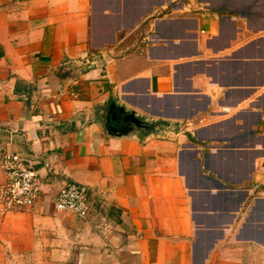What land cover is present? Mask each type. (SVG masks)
<instances>
[{"label":"crops","instance_id":"crops-1","mask_svg":"<svg viewBox=\"0 0 264 264\" xmlns=\"http://www.w3.org/2000/svg\"><path fill=\"white\" fill-rule=\"evenodd\" d=\"M111 102L178 130L111 136ZM6 152L44 193L0 207V264H239L264 249V0H0V184ZM68 182L87 218L55 208Z\"/></svg>","mask_w":264,"mask_h":264},{"label":"built area","instance_id":"built-area-1","mask_svg":"<svg viewBox=\"0 0 264 264\" xmlns=\"http://www.w3.org/2000/svg\"><path fill=\"white\" fill-rule=\"evenodd\" d=\"M196 8L199 12L206 10L202 6ZM175 128L172 123L158 125L155 127L156 135H170L176 131ZM2 164L6 174V181L0 184L2 210L33 206L44 193L41 174L25 158L13 152L4 153ZM53 203L58 211H69L80 218H87L90 212L89 188L83 183H65L59 188Z\"/></svg>","mask_w":264,"mask_h":264},{"label":"water","instance_id":"water-1","mask_svg":"<svg viewBox=\"0 0 264 264\" xmlns=\"http://www.w3.org/2000/svg\"><path fill=\"white\" fill-rule=\"evenodd\" d=\"M154 120L139 115L134 110H128L121 104L111 102L106 119L107 132L111 136L145 135L149 132L156 135Z\"/></svg>","mask_w":264,"mask_h":264},{"label":"rangeland","instance_id":"rangeland-1","mask_svg":"<svg viewBox=\"0 0 264 264\" xmlns=\"http://www.w3.org/2000/svg\"><path fill=\"white\" fill-rule=\"evenodd\" d=\"M236 251H240L238 257L234 255L239 259V264H264V249L247 247Z\"/></svg>","mask_w":264,"mask_h":264},{"label":"trees","instance_id":"trees-1","mask_svg":"<svg viewBox=\"0 0 264 264\" xmlns=\"http://www.w3.org/2000/svg\"><path fill=\"white\" fill-rule=\"evenodd\" d=\"M163 124H168V122L166 121H156L155 122V125L158 126V125H163ZM155 127H153L154 129ZM175 130H178V127L176 126Z\"/></svg>","mask_w":264,"mask_h":264}]
</instances>
